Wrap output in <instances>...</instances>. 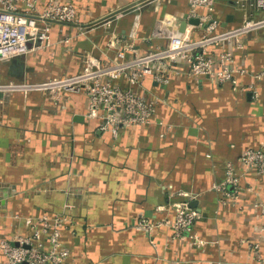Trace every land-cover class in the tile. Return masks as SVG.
<instances>
[{
	"label": "crops",
	"instance_id": "obj_1",
	"mask_svg": "<svg viewBox=\"0 0 264 264\" xmlns=\"http://www.w3.org/2000/svg\"><path fill=\"white\" fill-rule=\"evenodd\" d=\"M60 2L76 7L79 23H53L50 46L0 61V84L73 76L83 70L84 54L113 58L126 43L133 44L128 57L151 51L166 41L152 37L155 27L164 20L171 26L172 17L180 26L190 11L189 0ZM215 8L217 32L264 19V8L246 0H217ZM206 33V25L190 23L183 32L192 40ZM243 43V49L234 43L209 48L216 59L231 51L232 63L248 71L238 76L237 89L216 77L194 76L180 61L168 85L145 80L161 101L157 122L123 128L116 138L86 117L85 92H67L55 105L43 92L0 91V240L27 233L14 215L64 214L66 264H253L256 244L264 257V213L256 207L264 203V175L251 170L234 202H222L213 189L228 163L241 168L243 150L264 147V78L253 77L264 70V28ZM180 192L194 197V233L204 244L175 238L171 227L151 233L138 227L142 216L173 220V204L185 199Z\"/></svg>",
	"mask_w": 264,
	"mask_h": 264
},
{
	"label": "built area",
	"instance_id": "obj_2",
	"mask_svg": "<svg viewBox=\"0 0 264 264\" xmlns=\"http://www.w3.org/2000/svg\"><path fill=\"white\" fill-rule=\"evenodd\" d=\"M246 1L264 8V0ZM39 2L0 0V61L26 56L34 50L50 46L53 23H79V12L72 4L48 0L40 7ZM216 3L217 0H189V15L198 17L200 25H206L208 33L201 39L192 40L180 32L179 26H174L179 20L172 17L171 26L169 21L164 20L153 30V38L166 41L151 51L128 57L127 52L133 49V44L126 43L113 58L106 55L97 57L88 52L83 55L84 68L78 74L40 83L0 84V91L22 89L25 92H43L54 100L55 105L67 92H85L88 97L86 117L98 120L99 129L115 138L123 128L155 124L158 120L157 107L161 101L147 91V78L168 85L180 61L189 65L194 76L216 77L221 83L232 84L235 89L239 86L238 76L247 75L246 69L232 63L231 51L220 52L216 59L209 48L234 43L243 49V37L264 28V19H245L233 29L217 32L219 20L215 15ZM200 9L204 12H199ZM138 22L139 15L129 33L131 39L137 35ZM115 41H110V48H114ZM253 77L256 81L263 80L264 70L256 72ZM250 87L255 85L251 84ZM253 91L257 96V90ZM239 164L241 168L232 162L228 163L224 180L213 186L214 190L221 193L224 203L239 199L247 188L244 178L251 170L264 175V147L243 150ZM179 195L185 199L173 204V220L164 218L152 222L142 216L138 227L148 233L160 227H171L175 238H189L194 243L204 244L194 233L199 212L191 205L194 198L192 193L180 192ZM256 207L264 213V203L257 202ZM159 209L164 211L168 206ZM13 218L23 220L27 233L19 235L15 241L0 240V250L4 256L0 264H66L70 252L62 238V230L68 223L64 214L37 217L14 215ZM258 250L259 245H254L253 264H264V257Z\"/></svg>",
	"mask_w": 264,
	"mask_h": 264
},
{
	"label": "water",
	"instance_id": "obj_3",
	"mask_svg": "<svg viewBox=\"0 0 264 264\" xmlns=\"http://www.w3.org/2000/svg\"><path fill=\"white\" fill-rule=\"evenodd\" d=\"M126 8H123L122 10H119L118 12L116 13H119V12H122L124 11ZM115 13V14H116ZM190 23V24H193V25H199L200 24V19L198 17H191L189 14H185L184 15V20L181 22L180 26H179V30L180 32H184L185 31V28L187 26V24ZM193 207H195L196 203H192L191 204Z\"/></svg>",
	"mask_w": 264,
	"mask_h": 264
},
{
	"label": "rangeland",
	"instance_id": "obj_4",
	"mask_svg": "<svg viewBox=\"0 0 264 264\" xmlns=\"http://www.w3.org/2000/svg\"><path fill=\"white\" fill-rule=\"evenodd\" d=\"M69 259V258H68Z\"/></svg>",
	"mask_w": 264,
	"mask_h": 264
}]
</instances>
